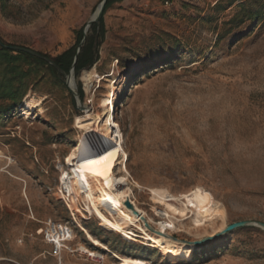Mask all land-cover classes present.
Segmentation results:
<instances>
[{
    "label": "rangeland",
    "instance_id": "1",
    "mask_svg": "<svg viewBox=\"0 0 264 264\" xmlns=\"http://www.w3.org/2000/svg\"><path fill=\"white\" fill-rule=\"evenodd\" d=\"M102 2L0 0V39L60 59ZM102 27L103 37L87 30L95 63L74 70L80 100L52 68L0 59V264H264L263 229L222 234L264 223V0H122ZM27 101L41 105L26 115ZM108 121L128 157L116 167L123 158L105 152L116 173L127 165L144 224H167L165 236L194 244L190 257L172 260L139 227L132 242L94 215L72 219L60 194L67 158L88 129L106 140ZM153 190L167 194L158 202ZM200 205L219 216L197 230ZM49 220L72 226L71 250L55 253L38 233Z\"/></svg>",
    "mask_w": 264,
    "mask_h": 264
},
{
    "label": "bare ground",
    "instance_id": "2",
    "mask_svg": "<svg viewBox=\"0 0 264 264\" xmlns=\"http://www.w3.org/2000/svg\"><path fill=\"white\" fill-rule=\"evenodd\" d=\"M70 84L73 88L76 87L74 73L73 77L70 79ZM39 105L41 104L27 101L24 104L25 114L28 115L29 111L35 110ZM89 125L91 124H85L81 127H89ZM98 128L99 127H96L93 131L90 129L85 131L84 138L80 139V143L75 147L66 161L67 165L72 169L73 175L69 174L70 172L63 173L64 177L62 178V184L66 186L71 195L72 209L75 210L76 213H81L83 215L78 204H85L88 212L94 215L100 222V227L102 229L110 233L119 234L132 242L138 241L136 238L138 235L134 231V228L139 227L146 239L153 241L152 247L161 249L164 254L171 257L172 260L180 257H190L193 252L194 244L173 241L170 234L165 236L164 234L167 232L166 228L168 227L167 224H158L160 231L157 232L148 229L147 224L143 222L145 213L138 207V201L131 198L134 191L130 183L129 176H131V174L127 165H124L123 171L121 172L124 173V175L116 173L111 166L110 160L105 152L106 148L111 147V158H123V160L117 159L115 164L116 167L122 165L128 157L127 151H125L122 145L123 142L119 124L114 121H108L106 123L105 131L107 134H104L106 137L104 141H101L100 137L96 135ZM74 182L78 187L81 197H79L74 189L76 187ZM132 183L136 188L142 190V187L137 182L134 181ZM166 194L167 192L165 190H153L152 197L158 202H161ZM83 200L88 202L89 205ZM127 203H130V206L127 205ZM207 207L209 206L204 207L200 205L193 218L196 221L200 220L204 223H197L196 221L190 223V225L194 226L197 230L207 225L208 222H213V217L217 218L219 216V213L215 212V208L212 213L208 214L206 211ZM161 215L165 216L164 213H161ZM81 217L84 218V215ZM224 217L223 215V219ZM149 222L155 223L151 218H149ZM83 230L89 240L93 241L96 245H100L86 229L83 228ZM74 236L75 235L71 236L72 242L74 241ZM81 249L84 253L90 254V256L94 254L86 247H81ZM121 264L147 263L139 259L125 258L121 260Z\"/></svg>",
    "mask_w": 264,
    "mask_h": 264
},
{
    "label": "trees",
    "instance_id": "3",
    "mask_svg": "<svg viewBox=\"0 0 264 264\" xmlns=\"http://www.w3.org/2000/svg\"><path fill=\"white\" fill-rule=\"evenodd\" d=\"M120 1H122V0H108L106 5H105V9L103 11L102 18L100 19L99 22L94 23L91 26V29L95 28L98 36H101V37L104 36V30H103L102 24H103V18H104L106 11L114 3L120 2ZM83 38H84V36H83ZM93 39L94 38H89L88 36L86 37L85 43L81 47V51L79 53L77 62L75 64H74V59L76 56L77 48L80 45V42L82 39L79 41L77 47L74 50L67 51L66 53H64L61 56L60 59H51L55 62V64L57 65V67L59 69H57L56 67L50 65L49 63H47L46 61H44L38 57L32 56V55L25 53V52H22V51L11 50L8 47H5L1 44H0V59H4L6 61V66H7L8 70H11L10 66H11L12 62L15 60V57H13L12 54L17 53L19 56H23L24 59H26L27 61L29 60L31 67H33L35 65L36 66L46 65L47 67L52 68L56 73L60 74V76H61L62 72L63 73H69L73 64L75 67V71H78L82 67H86V66L90 67L95 63V59H94V55H93L94 52L92 50H93L94 44H98V43H97V40L95 41ZM1 42L4 44V42L2 40H1ZM88 42L90 43L89 48H87ZM45 57H47V56H45ZM47 58H49V57H47ZM81 64H82V66H81ZM59 70H61V71H59ZM16 103H18V102H16Z\"/></svg>",
    "mask_w": 264,
    "mask_h": 264
},
{
    "label": "built area",
    "instance_id": "4",
    "mask_svg": "<svg viewBox=\"0 0 264 264\" xmlns=\"http://www.w3.org/2000/svg\"><path fill=\"white\" fill-rule=\"evenodd\" d=\"M64 177V174L61 175L60 178V183H61V189H60V194L62 197V201L65 204V206L68 208L72 219L77 222V215H81L86 218L87 215L92 216L88 212V210L85 207V204L79 203L78 206L83 212V215L81 213H76L75 210L72 209V199L71 195L69 194L68 189L66 188L65 185L62 184V178ZM39 234H43L46 238V241L48 244L52 245L55 253H62L66 250H71L70 244H71V236L74 235V230L72 226L68 224H63V223H55L52 220H49L47 222H44V227L40 228L38 230Z\"/></svg>",
    "mask_w": 264,
    "mask_h": 264
},
{
    "label": "water",
    "instance_id": "5",
    "mask_svg": "<svg viewBox=\"0 0 264 264\" xmlns=\"http://www.w3.org/2000/svg\"><path fill=\"white\" fill-rule=\"evenodd\" d=\"M107 1L108 0H103V2L101 3V5L99 6V9H98L96 15L89 21V23H88V25L86 27V31L84 32V38H83L82 42L80 43V45L77 48L76 56H75V59H74V64L77 62L79 53L81 51V47L85 43V40H86V37H87V30L94 23H97V22L100 21V19L102 18L103 11L105 9V5H106ZM0 44L3 45V46H5V47H8L11 50H14V51H22V52L28 53V54H30L32 56L38 57V58L46 61L50 65H52V66L56 67L57 69H59L53 60H51L50 58L45 57L44 55L38 53L37 51H34L32 49H29V48H25V47L14 46V45L7 46V45L3 44L1 42V40H0ZM74 64H73L72 68L70 69L69 73H63L62 72V74L66 78V85H67V87L70 89V91L72 92V94L75 97H78V99L80 100V95L77 93L76 87L73 88V86H71V84H70V79H71V77H73V73H74V70H75ZM59 71H61V70H59ZM127 205L130 206V203H127ZM249 226L259 227V228H261V229L264 230V223L263 222H260V221H240V222H236V223H233V224L227 226L224 229V231L222 232V234L229 233V232L234 231L236 229L245 228V227H249ZM202 242H204V241L197 242V244L202 243Z\"/></svg>",
    "mask_w": 264,
    "mask_h": 264
}]
</instances>
